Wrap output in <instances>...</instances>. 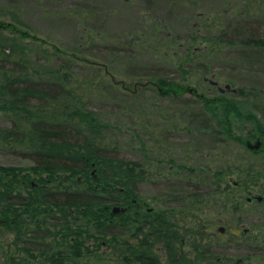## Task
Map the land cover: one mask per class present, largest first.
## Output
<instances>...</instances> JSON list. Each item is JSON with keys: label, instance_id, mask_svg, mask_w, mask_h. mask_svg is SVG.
Returning a JSON list of instances; mask_svg holds the SVG:
<instances>
[{"label": "trees", "instance_id": "obj_1", "mask_svg": "<svg viewBox=\"0 0 264 264\" xmlns=\"http://www.w3.org/2000/svg\"><path fill=\"white\" fill-rule=\"evenodd\" d=\"M236 12L234 23L223 25L221 33L203 37V41L209 46L231 45L244 51L264 50V17L261 16L264 13V0H244ZM23 25V21L15 17L7 22L0 19V111L9 120L8 126L0 125V151L16 153L33 162L25 180H21L18 167L0 165V225L12 226L17 230L16 238L10 244L14 254L9 255L6 264L199 263L200 256L187 263L185 252L176 245L182 243L186 234L180 231V223L174 219L178 211L165 207L155 214V211H151L153 209L145 210L147 205L141 203L143 200L139 201L141 184L154 178V173L148 171L156 159L154 142L149 147L142 143L145 147L143 151L148 149L153 159L148 156L144 163L123 158L109 133L111 123L90 104L91 96L102 91L125 90L126 96L132 100L139 94L154 90L163 98L178 99V105L191 107L196 103L193 96L186 97L184 101L180 99L186 93L193 94L189 91L193 87L159 75L160 70L156 67L133 69L129 75L134 78L131 82L109 79L115 70L110 66V61L103 63L106 56L108 53L120 55L127 52L133 40L129 43L118 37L112 41L107 40L104 33L90 32L65 48L22 29ZM95 35L99 43H95ZM194 41L195 36L184 41L182 36L168 41L189 49L178 62V68L184 74H190L184 67V61L197 56L191 51ZM94 50L100 51L98 55L92 53ZM94 85L99 86L100 91L93 92ZM239 93L242 95L244 91ZM197 95V102L202 101V111L191 114L194 118L203 117V122L204 117H208L209 124L205 123L204 128L216 139L213 147H217L218 140H223L224 130L233 139V129L227 115L238 111L235 102L223 99V93L208 97L197 90ZM177 110L181 117L182 113L188 111L180 107ZM218 112H222L225 119H217ZM212 116L220 121L223 131L213 126ZM178 118L180 115L177 114L170 120ZM163 127L162 130L171 136L172 124L166 123ZM174 128L181 127L176 125ZM184 128L189 127L186 124ZM196 130L190 131L195 133ZM236 139L238 142L242 140L239 137ZM185 145L187 148L190 146L189 143ZM186 147L182 142L175 145L184 152L189 151ZM205 149L199 143L196 151ZM174 161L169 160L170 163ZM184 163L179 166L171 164L194 178L203 175L201 163L193 164L188 158ZM32 176L36 181H30ZM27 179L28 184H25ZM187 182L180 180L177 191L172 189L176 192L186 191L183 186L189 184ZM168 184L174 187L170 180ZM26 191L28 197L23 194ZM182 198L190 206L198 200L196 197L193 200L187 196ZM116 206L127 207V210L114 213ZM40 207L46 210L57 207L63 213V238L57 243H26L29 230H26L27 224L21 219L23 212L16 213L14 218L10 216L12 208L17 211ZM149 215L151 219L147 218ZM129 234L134 241L125 239ZM55 238L58 239V235ZM189 238L198 240L197 234H190ZM104 243L113 246L117 252L105 256L99 251ZM157 243L164 245L169 259L167 263L155 254L154 245ZM194 245L199 252V244Z\"/></svg>", "mask_w": 264, "mask_h": 264}, {"label": "rangeland", "instance_id": "obj_2", "mask_svg": "<svg viewBox=\"0 0 264 264\" xmlns=\"http://www.w3.org/2000/svg\"><path fill=\"white\" fill-rule=\"evenodd\" d=\"M243 2L244 0H0V19L7 22L15 17L25 24L22 29L50 39L52 43L65 48L90 32L104 33L107 40L112 41L118 37L128 40L129 43L133 40L134 46L129 44L130 49H127V52H121L120 55L108 53L106 61L103 60L104 64L110 61V66L114 67L115 74L109 75L111 80L113 78L116 81L131 82L134 78L129 75L132 74L133 69L156 67L160 70L159 75L196 88L198 93L208 97L222 94L217 87L209 83V80L217 81L221 87L230 84L236 90V92L223 93V99L234 101L238 108V111H232L227 115L233 129V139L227 136L225 130L223 131L220 121L212 116L213 126L223 131L221 137L223 140H218L219 143L216 142L215 148L213 141L216 139L204 128L205 123L209 124L208 117H204L203 122V117L194 118L191 114L193 111H202V101L197 102L199 97L195 93H186L180 99L184 101L186 97L193 96L192 99L196 100V103L191 107L186 104L178 105V99L163 98L154 90L139 94L132 100L126 96L125 90L102 91L91 96L90 99L92 107L105 115L107 121L111 123L109 133L119 147L120 156L145 163L148 156L153 159V155L148 149L143 151L145 147L142 143L148 144L149 147L154 142L156 146L154 156L157 160L152 162L153 167L148 170L154 173V178L151 182L141 184L139 201L143 200L141 203L147 205L145 210L153 209L151 211H155V214L157 210L165 207H172L178 211L174 219L180 223L182 229L180 231L186 234L182 243L176 245L185 252L187 263H190L192 258L195 260L199 256L203 257L195 250L196 241H192L189 235L197 234L198 239H201L200 232L194 229V225L200 222L201 217L212 216L213 212L209 207L202 208L200 201L203 191V187L200 186L201 178L205 176L206 168L210 170L207 175H214L215 171H221L222 168L227 170V167H231L234 173L230 175L234 181L253 182L257 186L254 192H264L262 189L264 187V50L244 51L231 45L209 46L203 41V37L221 33L223 25L234 23L237 19L236 9ZM261 16L264 17V13ZM179 36L183 37V41L195 36L194 48L191 51L197 56L192 60L184 61V67L190 71V74H184L178 68V62L184 58L189 49L168 43L170 39ZM95 37V43H99L98 37L96 35ZM99 52L94 50L92 53L98 55ZM203 68L207 71L204 72ZM97 90L100 91L99 86L94 85L92 91ZM241 90L244 91L242 95L239 93ZM177 107L188 111L182 113L181 117ZM177 114L180 115L178 120H170ZM217 119L223 120L225 115L218 112ZM166 123L173 126L171 136L162 130ZM186 124L190 130L197 128V132L192 133L189 128H184ZM0 125H9V120L1 111ZM176 125L181 128L175 129ZM236 137L242 140L238 142ZM181 142L185 147L186 143L190 144L189 148L186 147L191 151L190 153L175 148V145ZM194 143H196L195 147ZM199 143L204 145L205 151H196ZM187 158L193 164H202V176L194 178L179 167L173 168L171 163L179 166L185 164ZM170 159L175 161L170 163ZM0 165L18 167L17 172H21V180H25L26 173H29L33 167V162L16 153L1 150ZM32 179L36 181L35 176H32L30 181ZM168 180L174 187L169 186ZM180 180H187L189 184L183 186L186 191L176 192ZM28 181L27 179L25 184H28ZM194 182L197 184H191ZM189 192L191 193L187 195ZM23 194L25 197L29 196L28 191ZM197 195L200 198H197ZM184 196L198 200L195 205L190 206V203L182 198ZM10 211H12L11 218H14L16 213L18 215L23 212L20 215L21 219L28 225L31 224V227H35L39 221L43 222L47 218L51 223L59 226L63 222L57 217L63 214L57 207L52 210L40 207L17 211L12 208ZM147 218L151 219V216ZM16 232L17 230L12 226L0 225V264H6L9 255L14 254L10 244L16 237ZM230 236L231 233L226 234V237L230 238ZM125 239L135 240L130 238V234L126 235ZM209 239L215 240L212 237ZM99 251L105 256H112L115 249L110 244L104 243ZM154 252L162 262H168L163 244L154 245ZM248 253L247 249L225 248L214 243L208 258L213 260L212 264H234L226 261L230 259L228 257L230 255L233 256L231 258L233 261L243 257L245 264L249 261L259 264L262 262L259 256H249ZM200 263L202 264L201 261L197 264Z\"/></svg>", "mask_w": 264, "mask_h": 264}, {"label": "flooded vegetation", "instance_id": "obj_3", "mask_svg": "<svg viewBox=\"0 0 264 264\" xmlns=\"http://www.w3.org/2000/svg\"><path fill=\"white\" fill-rule=\"evenodd\" d=\"M210 84L217 87L220 93L236 92L230 84L221 87L217 81L213 80ZM189 91L197 94V89L189 88ZM223 169L216 171V175H207L206 168L205 176L203 175L201 178L200 186L203 187V191L200 201L202 208L209 207L213 211L212 216L201 217L200 222L194 225V229H198L200 232L201 239L194 243L199 244V252L203 256L201 262L202 264H212L213 260L208 258V255L211 253L214 243H217L225 248L247 249L249 253L253 254L248 253L249 256H259V260L262 261L260 264H264V192H254L257 186L253 182L234 181L230 175L234 173L233 168ZM262 189L264 190V187ZM122 208H125L124 211L127 210V207ZM215 213H217L216 216ZM57 217L63 220L62 215ZM47 221H49L48 218L43 222L39 221L35 227H31V224L28 225L26 222V230H29L26 233V243H57L59 239L63 238L62 226L51 223V221L48 224ZM210 231L212 233H208ZM228 233H231L230 238L226 237ZM56 235H58V239L55 238ZM211 237L215 240L211 241L209 239ZM228 257L231 259L233 256ZM230 259L226 261L245 264L243 257L234 261ZM248 264L259 263L249 261Z\"/></svg>", "mask_w": 264, "mask_h": 264}, {"label": "water", "instance_id": "obj_4", "mask_svg": "<svg viewBox=\"0 0 264 264\" xmlns=\"http://www.w3.org/2000/svg\"><path fill=\"white\" fill-rule=\"evenodd\" d=\"M227 87H229V85H227ZM124 210H125V208H121L119 206H116V207H114L113 212L117 213V212L124 211Z\"/></svg>", "mask_w": 264, "mask_h": 264}]
</instances>
